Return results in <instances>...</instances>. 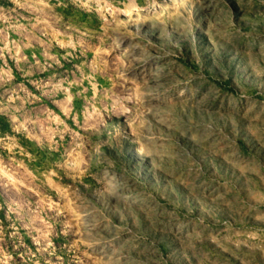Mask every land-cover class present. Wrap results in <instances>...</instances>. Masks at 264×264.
<instances>
[{"label": "rangeland", "instance_id": "1", "mask_svg": "<svg viewBox=\"0 0 264 264\" xmlns=\"http://www.w3.org/2000/svg\"><path fill=\"white\" fill-rule=\"evenodd\" d=\"M0 114V264H264V0H0Z\"/></svg>", "mask_w": 264, "mask_h": 264}, {"label": "trees", "instance_id": "2", "mask_svg": "<svg viewBox=\"0 0 264 264\" xmlns=\"http://www.w3.org/2000/svg\"><path fill=\"white\" fill-rule=\"evenodd\" d=\"M10 127V123L5 115L0 114V129L3 132V129Z\"/></svg>", "mask_w": 264, "mask_h": 264}, {"label": "bare ground", "instance_id": "3", "mask_svg": "<svg viewBox=\"0 0 264 264\" xmlns=\"http://www.w3.org/2000/svg\"><path fill=\"white\" fill-rule=\"evenodd\" d=\"M70 210L73 211V210H74V207L71 206ZM81 220H83V218H81ZM84 220H85V219H84Z\"/></svg>", "mask_w": 264, "mask_h": 264}]
</instances>
